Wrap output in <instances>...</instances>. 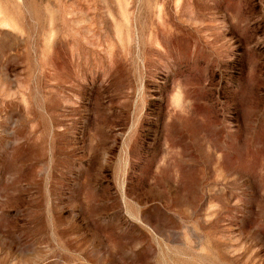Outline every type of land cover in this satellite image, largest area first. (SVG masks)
Masks as SVG:
<instances>
[{
    "label": "rangeland",
    "instance_id": "1",
    "mask_svg": "<svg viewBox=\"0 0 264 264\" xmlns=\"http://www.w3.org/2000/svg\"><path fill=\"white\" fill-rule=\"evenodd\" d=\"M0 264H264V0H0Z\"/></svg>",
    "mask_w": 264,
    "mask_h": 264
}]
</instances>
